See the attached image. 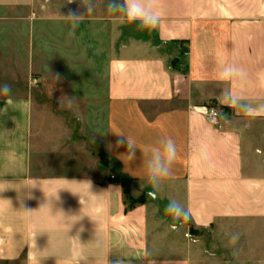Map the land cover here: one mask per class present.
Returning <instances> with one entry per match:
<instances>
[{
  "label": "crops",
  "instance_id": "1",
  "mask_svg": "<svg viewBox=\"0 0 264 264\" xmlns=\"http://www.w3.org/2000/svg\"><path fill=\"white\" fill-rule=\"evenodd\" d=\"M92 2L86 14L89 0H0V84L11 87L0 94V264H195L194 245H230L233 232L264 253V0H154L164 14L143 30ZM70 13L83 15L74 32ZM61 59L77 123L63 150L36 135L33 108V75ZM224 63L242 77L221 79ZM225 89L254 110L220 99ZM164 136L178 156L157 192L143 163ZM106 174L129 178L138 203L125 209ZM169 200L186 222L164 212Z\"/></svg>",
  "mask_w": 264,
  "mask_h": 264
},
{
  "label": "clouds",
  "instance_id": "2",
  "mask_svg": "<svg viewBox=\"0 0 264 264\" xmlns=\"http://www.w3.org/2000/svg\"><path fill=\"white\" fill-rule=\"evenodd\" d=\"M107 9L115 14H120L123 19L128 23H136L140 29H155L158 27L163 11L160 10L154 0H107ZM94 11V3L89 0V4L86 7V14ZM85 15V14H84ZM83 15H76L70 13L68 16L72 21V31L81 22ZM219 75L221 79L225 81H233L238 76L242 77L243 70L236 68L234 65L224 63L220 67ZM11 93V87L8 84H0V94L8 95ZM227 98L230 103L235 104L240 111L245 114L253 111L251 105L243 103L238 96H233L231 89H225L221 93L220 99ZM70 99V98H69ZM123 136L124 135H119ZM128 145V152L121 154L127 155L130 160L135 156L134 149L137 148L133 143L125 137ZM124 141H117V147H119ZM178 149L176 142L170 136L161 137L158 141V146L154 147L151 153L148 155L147 160L143 163V179L151 186L154 191L160 192L162 190L163 182L171 178L173 175L172 165L177 159ZM208 159V145L207 143H201L198 149L197 160L204 162ZM164 212L171 216L176 221H187L189 219L188 211L176 200H169L165 205ZM241 234L239 232H233L230 235L229 243L232 245L235 252L236 246L240 241ZM120 264V261H117Z\"/></svg>",
  "mask_w": 264,
  "mask_h": 264
},
{
  "label": "rangeland",
  "instance_id": "3",
  "mask_svg": "<svg viewBox=\"0 0 264 264\" xmlns=\"http://www.w3.org/2000/svg\"><path fill=\"white\" fill-rule=\"evenodd\" d=\"M100 1L107 4V0ZM115 15L117 18L120 17V14ZM49 70V72L33 75L36 78L37 85L36 89L33 90V95L36 99V105L33 108L35 112L40 113L41 117L39 126L36 128V135L40 134L41 136L42 133L50 134V136H53L57 140V144H60L63 150V139L66 140L77 125L75 120L76 107L63 106V83L76 79L75 75H63V59H61V64L58 67L50 68ZM37 140H39L38 137ZM40 140L42 141L43 139ZM41 144L44 143L42 142ZM100 161L104 164L106 163L104 155H102ZM108 178L109 175L106 174V179ZM129 197L130 199L126 200L127 205L138 203V199L130 195ZM198 231L192 227L187 228L184 237L192 241H198L199 238L196 237ZM252 246L237 245L234 252L232 245H194L195 264H264L262 262L264 257L263 251L253 250ZM257 257H259V260Z\"/></svg>",
  "mask_w": 264,
  "mask_h": 264
},
{
  "label": "trees",
  "instance_id": "4",
  "mask_svg": "<svg viewBox=\"0 0 264 264\" xmlns=\"http://www.w3.org/2000/svg\"><path fill=\"white\" fill-rule=\"evenodd\" d=\"M100 158H102V155H100ZM108 180H112V181L117 182L123 188V193H124V197H125V209L132 207L133 206L132 204L131 205L126 204V200L130 199L129 190H128L130 179L127 177H121V176H115V177L109 176Z\"/></svg>",
  "mask_w": 264,
  "mask_h": 264
},
{
  "label": "built area",
  "instance_id": "5",
  "mask_svg": "<svg viewBox=\"0 0 264 264\" xmlns=\"http://www.w3.org/2000/svg\"><path fill=\"white\" fill-rule=\"evenodd\" d=\"M205 117L208 122L216 123L218 118V109L214 106H210L206 108Z\"/></svg>",
  "mask_w": 264,
  "mask_h": 264
}]
</instances>
